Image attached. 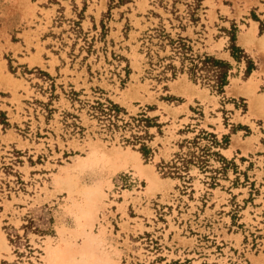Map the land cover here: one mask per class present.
<instances>
[{
    "label": "rangeland",
    "instance_id": "rangeland-1",
    "mask_svg": "<svg viewBox=\"0 0 264 264\" xmlns=\"http://www.w3.org/2000/svg\"><path fill=\"white\" fill-rule=\"evenodd\" d=\"M194 2L0 0V264H264V115L231 92L255 77L264 94V0ZM161 26L233 64L224 94L161 74L171 48L151 60L145 43ZM107 99L124 108L112 128L93 109ZM201 130L228 137L226 169L167 174Z\"/></svg>",
    "mask_w": 264,
    "mask_h": 264
},
{
    "label": "trees",
    "instance_id": "trees-1",
    "mask_svg": "<svg viewBox=\"0 0 264 264\" xmlns=\"http://www.w3.org/2000/svg\"><path fill=\"white\" fill-rule=\"evenodd\" d=\"M179 1L181 0H174V4ZM194 5L195 10L202 5V0H195ZM198 19L199 18H196L195 14H193L192 20L196 21ZM263 31L264 28L261 26V32ZM229 35L230 44L228 49L237 61L247 59L246 76L249 77L252 72L257 69V65L249 58L245 49L238 45L237 29L235 27H233V30L229 31ZM145 39L148 48L147 55H149L151 60L153 58V46L158 45L159 48L162 49H167V47L171 48V53L164 57H161L159 53L156 52L158 57L156 64L162 67L161 74H168L170 72L173 77H176L177 74L186 72L194 81L198 82L201 80L219 94L225 93V89L230 84V78L233 75L234 66L231 62L208 52H196L191 45L190 38L182 35L173 37L171 33L167 32L162 26L160 28H155L153 33H148ZM176 61H179L180 66L176 64ZM150 63L154 64L153 62ZM170 98L177 99L175 97ZM148 108L153 109L151 106H148ZM93 109L96 116L108 128L118 126L120 112L124 110L120 104L110 99H107V103L97 101L96 104L93 105ZM133 119L138 121V123L145 122V126H149L148 123L152 120L148 116ZM136 137L137 139L142 138V136ZM202 140H207L208 143L203 144V142H201ZM189 143L191 145L193 144V146L189 147L187 152L178 153L172 161L165 165L167 169L166 173L184 179L189 176L191 167L198 165L204 172H212L210 178L213 180L212 184L215 183L218 169L212 168L211 157L215 156L220 158L223 164L221 168L226 169L230 161L221 154L220 150H215V148H227L229 144L228 137L224 136L223 141H220L217 134L207 130H201L192 141H189ZM139 150L145 157L150 153V148L145 143L142 144ZM184 173H186V175H184Z\"/></svg>",
    "mask_w": 264,
    "mask_h": 264
},
{
    "label": "bare ground",
    "instance_id": "bare-ground-1",
    "mask_svg": "<svg viewBox=\"0 0 264 264\" xmlns=\"http://www.w3.org/2000/svg\"><path fill=\"white\" fill-rule=\"evenodd\" d=\"M256 24L254 23L253 26L250 28L249 32L242 36L243 41L247 43H251L253 41V37L255 36V28ZM264 72V70H263ZM260 79H255V77L250 78L248 81L241 86L237 83L234 88L231 89V92H242L249 96V105H250V116L252 115H264V94L258 93ZM179 88L184 89V85L180 84L177 86ZM185 89L192 93V89L190 87H185ZM144 173L149 177L151 180V185L149 187L150 191H153L156 187L159 186L160 181L157 175L152 171L150 167H146L144 169Z\"/></svg>",
    "mask_w": 264,
    "mask_h": 264
},
{
    "label": "crops",
    "instance_id": "crops-1",
    "mask_svg": "<svg viewBox=\"0 0 264 264\" xmlns=\"http://www.w3.org/2000/svg\"><path fill=\"white\" fill-rule=\"evenodd\" d=\"M5 77H7L6 74H5ZM1 89L4 90V88H1ZM6 90H7V89H6Z\"/></svg>",
    "mask_w": 264,
    "mask_h": 264
}]
</instances>
